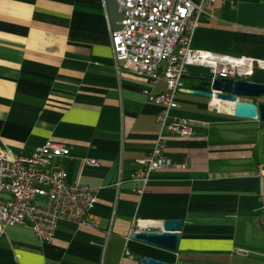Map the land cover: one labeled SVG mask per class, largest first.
Wrapping results in <instances>:
<instances>
[{
    "label": "crops",
    "instance_id": "obj_1",
    "mask_svg": "<svg viewBox=\"0 0 264 264\" xmlns=\"http://www.w3.org/2000/svg\"><path fill=\"white\" fill-rule=\"evenodd\" d=\"M118 18L115 0H0V148L64 144L69 155L53 162L67 181L96 189L98 219L96 229L60 220L50 241L28 225L0 229V264H264V124L193 94L203 69L188 67L168 115L193 134L162 136L164 154L186 167L154 170L136 191L159 133L160 106L143 91L160 94L165 81L116 71L109 27ZM191 46L264 59V0H214ZM247 80L264 84V69ZM165 219L183 221L175 253L133 239Z\"/></svg>",
    "mask_w": 264,
    "mask_h": 264
},
{
    "label": "built area",
    "instance_id": "obj_2",
    "mask_svg": "<svg viewBox=\"0 0 264 264\" xmlns=\"http://www.w3.org/2000/svg\"><path fill=\"white\" fill-rule=\"evenodd\" d=\"M115 1L119 18L116 27H109L114 68L117 72L125 70L144 76L151 82L159 78L165 81V91L160 94L143 91L149 101L160 106V111L156 116L159 124L156 143L148 157L139 161L134 175V180L140 183L136 191L142 194L152 171L186 167L164 154L162 136L164 132L183 138L193 134L186 119L168 120L188 67L203 69L211 75V82L217 77L247 79L256 69H264V59L192 48L199 18L202 14L212 15L214 0ZM259 121L264 124V120ZM67 155L69 149L56 141H47L19 155L9 147L0 148L1 231L8 226L28 225L41 241H50L60 220L92 229L98 227V219L91 216L96 189L78 180L67 181L66 171L53 162L54 158ZM83 164L99 166L96 159L87 157ZM257 175L264 177V165L257 166Z\"/></svg>",
    "mask_w": 264,
    "mask_h": 264
},
{
    "label": "water",
    "instance_id": "obj_3",
    "mask_svg": "<svg viewBox=\"0 0 264 264\" xmlns=\"http://www.w3.org/2000/svg\"><path fill=\"white\" fill-rule=\"evenodd\" d=\"M201 81L192 85V93L206 97L210 100L216 98L220 102H230L229 113L235 117L246 119L264 120V84L247 79H226L217 77L210 81L211 75L200 74ZM212 90L218 91L215 95ZM249 99V100H246ZM183 221L181 219H165L161 223L159 231L137 230L133 233L134 240L161 248L170 252H176L178 248L180 231ZM139 264H170L169 262L144 256ZM206 264H225L220 262H208Z\"/></svg>",
    "mask_w": 264,
    "mask_h": 264
},
{
    "label": "bare ground",
    "instance_id": "obj_4",
    "mask_svg": "<svg viewBox=\"0 0 264 264\" xmlns=\"http://www.w3.org/2000/svg\"><path fill=\"white\" fill-rule=\"evenodd\" d=\"M211 105L218 107L221 110H226L229 112L230 107H231V103L230 102H220L219 100H217L216 98H213L211 101Z\"/></svg>",
    "mask_w": 264,
    "mask_h": 264
}]
</instances>
